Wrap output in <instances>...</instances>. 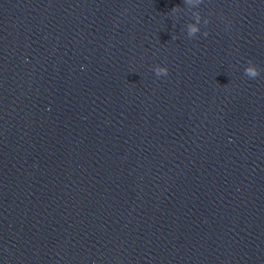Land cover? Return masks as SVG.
Wrapping results in <instances>:
<instances>
[{
    "label": "water",
    "instance_id": "1",
    "mask_svg": "<svg viewBox=\"0 0 264 264\" xmlns=\"http://www.w3.org/2000/svg\"><path fill=\"white\" fill-rule=\"evenodd\" d=\"M0 264H264V0H0Z\"/></svg>",
    "mask_w": 264,
    "mask_h": 264
},
{
    "label": "clouds",
    "instance_id": "2",
    "mask_svg": "<svg viewBox=\"0 0 264 264\" xmlns=\"http://www.w3.org/2000/svg\"><path fill=\"white\" fill-rule=\"evenodd\" d=\"M191 31L194 32V31H196V29H195V28H192ZM204 35L207 36V31L204 33ZM161 72H163L164 76H167V74H168V69H167V67H166V68H162V69H161V68H157V69H156V75H157L158 77L160 76V73H161ZM250 74H251L252 76H255V75H256L254 72H251Z\"/></svg>",
    "mask_w": 264,
    "mask_h": 264
}]
</instances>
